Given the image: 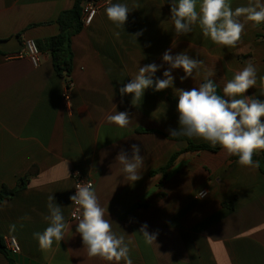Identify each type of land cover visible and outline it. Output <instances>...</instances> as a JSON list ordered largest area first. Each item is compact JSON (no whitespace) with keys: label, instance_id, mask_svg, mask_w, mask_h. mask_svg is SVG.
<instances>
[{"label":"crops","instance_id":"crops-1","mask_svg":"<svg viewBox=\"0 0 264 264\" xmlns=\"http://www.w3.org/2000/svg\"><path fill=\"white\" fill-rule=\"evenodd\" d=\"M101 1V0H97ZM125 3L131 11L124 28L108 20L105 9L72 38V72L58 75L48 53L33 66L28 58L5 60L0 54V191L24 187L0 202V236L18 240L20 252H0V264H125L89 257L77 221L70 218L74 178L78 171L94 180L99 203L112 230L123 236L132 264H264V160L253 155L254 166L231 160L222 148L181 155L167 172L154 174L186 141L172 139L169 129H179L175 89L198 87L207 72L223 94L225 83L248 63L257 68V85L245 94L264 100V22L240 17L244 32L236 47L214 44L199 25L191 33L175 36L172 0H110ZM201 0H197V10ZM256 0H229L233 10ZM264 3V0H261ZM73 0H0V40L19 36L45 40L56 36V18L70 10ZM143 30L137 40L132 35ZM176 41L175 47H172ZM185 52L204 61L199 74L181 81L182 69L172 70V88L145 90L132 104V94L119 89L130 82L139 67L162 65L154 78H163L169 65L162 56ZM70 85V87H69ZM70 88V89H69ZM68 89V90H67ZM68 94L69 100L65 99ZM127 112L132 120L120 128L107 116ZM153 131V132H151ZM195 143L213 146L202 138ZM140 147L144 167L141 178L127 179L116 160L121 149L131 154ZM263 169V170H262ZM207 190V196L197 198ZM61 207L70 226L65 238L42 250L34 233L43 232L49 196ZM156 233L145 241L139 229ZM15 225L14 230L10 226Z\"/></svg>","mask_w":264,"mask_h":264},{"label":"clouds","instance_id":"clouds-1","mask_svg":"<svg viewBox=\"0 0 264 264\" xmlns=\"http://www.w3.org/2000/svg\"><path fill=\"white\" fill-rule=\"evenodd\" d=\"M133 11L125 3H111L105 9L109 21L118 28H124L129 13ZM240 17H245L253 25L264 22V3L256 0L246 7L230 6L229 0H201L199 11L197 0H172L171 21L174 25L175 36H184L192 32L193 26L199 25L203 36L217 45L236 47L244 32L245 24ZM143 30L133 34L142 35ZM173 41L172 47H175ZM163 63L169 65L163 71V78H154L162 65L156 63L139 67L130 82L119 89L121 97L132 94V104L141 101L145 90L154 88L162 91L173 87L174 77L172 70L182 69L184 75L181 81L194 78V73L204 65V61L191 58L185 52L171 54V48L162 56ZM214 70L207 72L205 82L190 90L175 89L178 96L177 112L179 113V129H169L170 136H188L202 138L213 146L219 145L229 156H237L238 163L251 167L253 155L257 151H264V100L245 95L249 89L257 85V68L248 63L234 78L227 81L223 87V95L217 93V85L211 77ZM264 80V77L260 78ZM107 120L120 128L131 123L127 112H117L107 116ZM140 147L131 145V154L121 149L116 160L122 165L130 182L141 178L140 169L144 167V157L140 155ZM76 192L70 196L75 211L73 216L78 220L76 232L82 237L83 245L89 257H99L105 261L132 264L129 257V247L123 236H117L110 220L105 218L106 210L99 203L91 181L75 185ZM206 195L203 191L197 195L198 199ZM49 226L41 233H34L42 250L50 251L53 242L65 238L69 225L65 222L61 207L55 203L54 197L49 196ZM148 225L143 224L139 229L149 244L155 242L156 233L147 231ZM15 225L10 226L14 230Z\"/></svg>","mask_w":264,"mask_h":264},{"label":"trees","instance_id":"trees-1","mask_svg":"<svg viewBox=\"0 0 264 264\" xmlns=\"http://www.w3.org/2000/svg\"><path fill=\"white\" fill-rule=\"evenodd\" d=\"M89 0H73V6L70 10L62 11L58 18H56V23L60 27V32L53 37L47 38L45 40L35 41L37 47L42 53L50 54L53 61V68L55 72L60 76H69L72 72L73 66V53L71 49L72 38L78 34L83 28V23L81 22L83 5ZM97 1V0H91ZM3 54V53H0ZM205 82V81H203ZM217 93L223 95L219 87L217 86ZM153 132V131H151ZM174 140L186 141L187 147L179 152L173 153L168 163L157 171L152 172L154 174H162L163 178L166 177L167 172L176 164L181 155L185 153L195 152V151H211L217 152L221 149L219 145L211 146L204 143H195L191 137L188 136H175L172 137ZM261 158L264 160V151H260ZM237 156H231V160H237ZM263 170V169H262ZM25 178L18 181L17 186L13 188H8L3 186L0 191V202L5 199H9L15 195V193L24 187ZM0 252L8 256L10 252L7 250V245L3 237L0 236ZM12 255V254H10ZM10 264H14L10 260Z\"/></svg>","mask_w":264,"mask_h":264},{"label":"built area","instance_id":"built-area-1","mask_svg":"<svg viewBox=\"0 0 264 264\" xmlns=\"http://www.w3.org/2000/svg\"><path fill=\"white\" fill-rule=\"evenodd\" d=\"M107 2H108V0H101V1L89 0V1H86L84 3L82 18H81V22L83 23L84 27L88 26L89 24L92 23V21L95 19L100 8L104 4H106ZM22 46H23V48L21 51L12 52V53H5L4 54L5 60L9 61V60H13L16 58H19V59L28 58L33 63L32 65L35 67H37L39 64H41L42 52L39 50V48L37 47V45L33 39L24 40L22 43ZM69 87H70V85H69ZM65 99L67 101L69 100L68 94L65 95ZM72 176H73L74 181H75L73 184V195L76 192V189H75L76 184L88 182V181H91L93 183V185L95 183L92 178H90L87 175H83V173H80L78 171H73ZM201 191L206 193V195L203 197V198H205L207 196V190L204 189ZM197 195H199V192ZM75 207L76 206L73 204L71 214H70V218L74 221H77V219L73 216V212L75 211ZM6 245H7V250L10 252V254L14 255V254H17L20 252L21 247H20L19 242L16 238L8 237L6 239Z\"/></svg>","mask_w":264,"mask_h":264},{"label":"water","instance_id":"water-1","mask_svg":"<svg viewBox=\"0 0 264 264\" xmlns=\"http://www.w3.org/2000/svg\"><path fill=\"white\" fill-rule=\"evenodd\" d=\"M23 48L19 36H12L7 40H0V53H12L21 51Z\"/></svg>","mask_w":264,"mask_h":264}]
</instances>
